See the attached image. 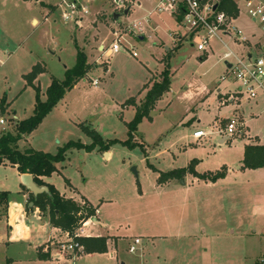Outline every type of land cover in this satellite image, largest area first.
Returning a JSON list of instances; mask_svg holds the SVG:
<instances>
[{
	"label": "rangeland",
	"instance_id": "1",
	"mask_svg": "<svg viewBox=\"0 0 264 264\" xmlns=\"http://www.w3.org/2000/svg\"><path fill=\"white\" fill-rule=\"evenodd\" d=\"M134 1L130 15H123L124 11H117L108 0H93L86 19L63 24V0H0V99L5 97L9 104L7 112L0 113V120L5 122L0 132L14 131L18 122L32 115L35 93L32 89L23 91L22 79L32 66L37 64L45 71L39 80L43 93L49 77L62 80L65 68L74 66L76 50L72 39L91 66L36 129L22 137L21 150L53 155L69 141L88 146L91 139L86 132L91 131L103 141L126 140V124L146 92L141 90L148 81L161 80L165 54L172 55L168 61L171 87L156 104L159 113L144 118L132 135L131 142L140 144L139 148L128 150L115 145L108 151L109 159L104 156L108 152L99 148L91 152L74 149L48 180L66 196L72 194L67 186L70 183L76 195L98 210L92 218L110 225L108 234L127 239L119 245L117 260L111 261L114 255L107 246L105 254H80L78 259L74 254H62L59 263L53 259L57 243L67 238L65 233L59 231L57 239L43 244L49 233L46 220L38 216L36 207L27 210L26 195L15 169L0 165V191L8 193L9 209L8 222L0 220V264H44L36 256V247L41 244L37 250L47 248L45 254L56 264H264V168L242 169L244 146L264 145V100L255 108L251 101L226 102L225 106L234 108L242 105L246 123L241 136L227 137V122H215L217 117L230 118L220 108L224 106L217 98V90L224 94L235 89L229 78L221 81L226 74L222 59L225 48L214 41L206 54L198 53L184 28L170 16L149 14L158 0ZM235 1L240 9L235 27L244 34L257 32L244 13L243 1ZM39 2L51 6L44 8ZM114 14L119 17L114 19ZM134 22L143 27V40L136 31L128 33L127 27ZM172 32L182 38L180 44L174 41ZM222 40L234 50L227 38ZM114 41L123 48L109 55L106 51ZM200 56L205 59L200 60ZM93 79L98 80L95 87ZM204 91L210 95L202 105L198 104L197 119L179 124L189 108L203 98ZM196 131L207 136L195 142L192 134ZM187 163L186 168L192 167L198 175L225 168V178L216 185L185 184L187 175L194 178L186 173L182 179H174L175 184H157V170L172 171ZM73 201L92 209L78 197ZM89 221L78 227L83 235L105 232ZM133 238H139L141 243L130 254L127 243Z\"/></svg>",
	"mask_w": 264,
	"mask_h": 264
},
{
	"label": "trees",
	"instance_id": "2",
	"mask_svg": "<svg viewBox=\"0 0 264 264\" xmlns=\"http://www.w3.org/2000/svg\"><path fill=\"white\" fill-rule=\"evenodd\" d=\"M219 8L228 15L236 14V7L230 0H222ZM76 50L75 64L72 68L64 71L62 80L51 78L50 85L45 91V101L40 99V90L33 85L37 76L45 71L34 65L31 71L22 76L23 81L27 87L34 91V108L32 115L16 124L14 131L0 132V165L8 164L15 168L19 175H29L33 178V182L38 187H46L48 194H42L34 198L29 193V200L27 203V210L36 207L40 214L47 213L48 222L51 227L56 228L64 233L72 234L81 223L86 222L94 216L95 210L90 207L80 206L71 199H65L59 192L52 186L41 181V178H49L57 173V165L66 160L67 153L76 150H85L87 152L99 148L104 152H108L110 148L115 145H120L133 150L139 148L140 144L132 143L131 138L134 132L137 131L138 125L144 118H148L149 114L154 109L155 103L169 91L170 88V73L168 61L172 58L171 53H167L164 57V70L162 71L160 81H152L149 87H144L146 93L143 100L139 105L134 106L135 113L132 120L126 124L127 139L119 141L117 139H109L103 141L95 132H86L91 139L88 146H83L79 143L72 141L67 142L58 149L56 154H48L43 152L34 151L32 149L20 150L18 149V142L23 136L31 134L42 120L51 112V110L61 101L66 92L72 90L89 72L91 66L87 62L85 53L78 48L74 43ZM175 49H179L176 47ZM5 98L0 101V113H4L3 106ZM83 130H85L83 128ZM141 149V148H140ZM264 168V145H246L243 150L242 169L243 170H257ZM157 172V171H155ZM158 173L157 184L161 185L170 180L182 179L188 173L200 181L208 183H216L225 178L226 169L222 168L213 174L198 175L192 167L186 169L174 170L166 173ZM68 184V182H67ZM22 187V186H21ZM23 190H25L22 187ZM8 202V193H0V210H6ZM32 203V208H28V204ZM86 204V203H85ZM80 246L83 247V252L87 255L90 254H105L106 238H78L75 240ZM37 258L41 261L50 259V255L37 250Z\"/></svg>",
	"mask_w": 264,
	"mask_h": 264
},
{
	"label": "built area",
	"instance_id": "3",
	"mask_svg": "<svg viewBox=\"0 0 264 264\" xmlns=\"http://www.w3.org/2000/svg\"><path fill=\"white\" fill-rule=\"evenodd\" d=\"M222 0H159L155 13L167 14L175 20L186 32V37L191 41L192 47L200 54L204 55L211 49L214 41H218L225 48L226 52L222 59L226 67V74L221 78H229L231 85L235 89L226 91L221 95L220 104L225 106L227 102L254 101L260 96H264V4L258 0H242L244 13L259 31V38L252 42L246 35L235 27V22L239 16V7L235 0H230L236 7L235 15H228L219 8ZM93 0H63L61 8V22H81L89 16V5ZM117 11L123 12L135 6L134 0H108ZM216 7V8H214ZM128 33L135 31V26L127 27ZM226 37L232 44L239 47V52L229 50L223 44L222 38ZM179 38L178 41H181ZM102 48V47H101ZM123 47L118 41H114L109 49V55H115ZM132 57H136L132 53ZM226 65H229L227 68ZM92 86L98 85V80L91 81ZM232 105V104H230ZM0 120V125H4ZM227 137L243 134V124L238 117L233 115L227 119L225 126ZM207 136L203 131L193 133V138L199 140ZM98 212L95 210V214ZM91 220V219H89ZM87 220V222H90ZM83 226L85 224L83 223ZM66 240L57 243L58 252L51 257L55 260L63 258L62 254H74L79 257L83 254V247L75 242L78 238H88L81 233L80 228L74 230L72 234L65 233ZM264 238V231L261 234ZM140 239L132 240L127 251L134 254L140 245ZM47 253V248L42 253ZM80 255V256H81ZM76 257V258H77ZM75 259V258H74ZM73 259V260H74ZM263 262V261H262Z\"/></svg>",
	"mask_w": 264,
	"mask_h": 264
},
{
	"label": "crops",
	"instance_id": "4",
	"mask_svg": "<svg viewBox=\"0 0 264 264\" xmlns=\"http://www.w3.org/2000/svg\"><path fill=\"white\" fill-rule=\"evenodd\" d=\"M8 1H11V2H13V3H18L19 2V0H8ZM36 2H38V0H35ZM159 1V0H158ZM158 1L154 4V8H153V10L151 11V12H149V14L150 15H152L153 13H155V7H156V5H157V3H158ZM39 4L40 5H42L44 8L46 7V6H51V4H46V3H44V2H39ZM264 4V3H263ZM134 9V7L131 9V10H133ZM130 13H131V11H129L128 12V14L127 15H130ZM167 15V14H166ZM169 16V15H168ZM172 18V17H171ZM84 19H86V18H84ZM173 19V18H172ZM44 21H46L47 20V15H45L44 16V19H43ZM42 20V21H43ZM173 21H175V20H173ZM35 23H38V21H36ZM130 26V25H129ZM131 26H135V31L138 33V36H139V39L140 40H143L144 39V31H143V27H141V24L139 23V22H134V23H132V25ZM242 31V30H241ZM173 33V32H172ZM246 35V37H248L252 42H256L257 40H258V38H259V31L257 30V32H255V31H252L251 33H247V34H245ZM173 37H174V41L176 42H178L179 44L181 43V41H178V39L179 38H181V37H179L177 34H175V32L173 33ZM224 38H226V37H224ZM72 41H74L73 42V45H74V43H76L75 42V39H72ZM231 44H232V42H231ZM175 46H177L176 45V43L174 44ZM233 45V47H234V50H231L229 47H227L229 50H231V51H233V52H235V53H238L239 52V47H237V46H235L234 44H232ZM174 46V47H175ZM101 49V46L99 47V50ZM168 51H170V50H167V52ZM166 55V54H165ZM203 59H205V57H203V56H200V60H203ZM170 61V60H169ZM170 66V65H169ZM33 67V66H32ZM65 70H66V68H65ZM31 71V70H30ZM107 72V71H106ZM29 73V72H28ZM27 73V74H28ZM43 75H45V72L44 73H42V74H40V75H38L37 76V78H36V80L33 82V85L34 86H36V87H38L39 88V90H40V99H41V101H45V99H46V97H45V92L43 93L42 91H41V89H40V85H39V80H40V78L43 76ZM23 76V75H22ZM51 78L52 77H49V81H48V83H47V86H46V89H47V87L50 85V82H51ZM149 82V81H148ZM146 83L145 85H144V87L145 86H147L149 83ZM23 83H24V89H23V91L24 90H26V89H29V90H31L32 88H30V87H27L26 85H25V82L23 81ZM171 85V84H170ZM76 87V86H75ZM171 87V86H170ZM170 89V88H169ZM143 90H145L144 88L141 90V91H143ZM32 91H33V89H32ZM46 91V90H45ZM140 91V92H141ZM146 93V92H145ZM202 93H204L205 95H203V98H201L202 97ZM200 95H199V97H198V99L199 98H201L195 105H193L191 108H189V110L186 112V114L184 115V117L180 120V122H179V124H184L185 122L184 121H186V120H192V121H195L196 119H197V113H196V110L197 109H199V107H198V104H199V106L200 105H202V103L204 102V101H206V99H207V97L210 95V93L207 95L206 94V91H204V92H202ZM217 93H218V96H217V98L219 99V98H221V95H223V94H220L221 93V90L220 89H218L217 90ZM5 98V97H4ZM1 100V99H0ZM262 100H264V96H260V97H258L256 100H254V101H251V103H252V107H257L259 104H261V101ZM159 101V100H158ZM157 101V102H158ZM201 101V102H200ZM157 102L155 103V105H154V108H155V110H157V106H156V104H157ZM140 104V103H139ZM249 104V103H248ZM241 106L242 105H240V107H237V108H234V107H232V106H224V107H221L220 106V108H224L229 114H230V117L231 116H233V115H235V116H237L238 117V119H239V121L243 124V132H245V122L243 121V118H242V112H243V110H242V108H241ZM6 107H8L6 110H5V108ZM33 108H34V102H33V106H32V111H33ZM219 108V109H220ZM3 109H4V113H6L7 112V110L9 109V104H7V102H6V99H5V104H4V106H3ZM194 109V110H193ZM158 112H151L150 114H149V116L150 117H153V116H155L156 114H158L159 113V110H157ZM13 119H16L15 117L13 118ZM27 119V118H26ZM226 121L227 122V119H223V118H216L215 119V122H221V121ZM189 123H191V121H189L188 122V124ZM250 138L249 136H247L246 135V138ZM192 139L195 141V142H197L194 138H193V134H192ZM222 140V139H221ZM221 140L219 139L218 141H217V144L219 145V143H221ZM249 141V140H248ZM199 142V141H198ZM229 142V141H228ZM228 142H226V143H228ZM226 143H224V144H226ZM21 144H23V142L20 140L19 142H18V145H19V148H20V150H21V147H20V145ZM201 144V143H200ZM145 145V144H144ZM221 145H223V144H221ZM247 145H253V143L251 144V143H249V144H247ZM260 145V144H259ZM246 146V145H245ZM112 149V148H111ZM110 149V150H111ZM22 150H25V148L24 149H22ZM109 150V151H110ZM68 154V153H67ZM104 156L107 158V159H109L110 158V153L108 152V153H104ZM194 160H196V159H194ZM192 161V160H191ZM198 161V160H197ZM199 162V161H198ZM188 164L189 163H187V165L185 166V167H183V168H178V169H174V170H179V169H185L187 166H188ZM1 165H8V164H1ZM9 166V165H8ZM58 166V165H57ZM9 167H11V166H9ZM12 168V167H11ZM15 169V168H14ZM58 170V169H57ZM174 170H172V171H174ZM15 171H16V169H15ZM158 172H159V170H157ZM171 171V170H170ZM170 171H166V172H170ZM161 172V171H160ZM166 172H161V173H166ZM196 172V171H195ZM16 173H17V171H16ZM197 173V172H196ZM18 174V173H17ZM199 174H201V173H199ZM18 176L19 177H21L22 175H19L18 174ZM51 177V176H50ZM50 177L49 178H41V181H43L44 183H46V184H48V185H52V184H50L49 182H48V180L50 179ZM158 177V176H157ZM220 181V180H219ZM219 181H217V182H219ZM187 182H191V183H196V184H198V183H204V184H208V185H216L217 184V182L216 183H214V184H212V183H208V182H203V181H200V180H197L196 178H192L191 176H186L185 178H184V183L186 184ZM170 184H175L174 183V181L173 180H170V181H168L167 182V184H165V186H168V185H170ZM53 186V185H52ZM68 188H71V190H70V192L72 193L71 194V196H66L65 194H62V193H60L54 186V188L59 192V194L62 196V197H64L65 199H71V200H73V198H76L77 199V197H78V199L79 200H81V201H83V203H86L87 205H89V206H91L90 205V203L85 199V198H83V196H79V195H76V193H75V190H73V186L70 184V183H68ZM20 188H21V190L24 192V194L26 195V200H27V203H28V200H29V192H27L26 190H23L22 189V187H21V181H20ZM1 192H5V191H0V193ZM29 205V204H28ZM92 207V206H91ZM29 208V207H28ZM92 209H94V210H96L97 212H98V210L96 209V208H93L92 207ZM37 214H38V216L39 217H41V218H44L45 220H46V223H45V225H46V227L49 229V233H48V237H47V239H46V241L43 243V244H45V243H47V242H49L50 240H53V239H57L59 236H60V233H59V231L60 230H58V229H56V228H53V227H51V225L49 224V222H48V217H43V215L42 214H40V212H39V210H38V212H37ZM97 215V214H96ZM9 218V209H8V202H7V208H6V210L4 211V210H0V220L1 219H5L6 220V222H8V219ZM94 218H92L91 220H93ZM97 219H98V216H97ZM99 220V219H98ZM88 223V222H87ZM99 223H100V225H93V226H96V227H99L101 230H104L105 232L104 233H102V232H98L97 234H95L94 236H90V235H86L88 238L89 237H92V238H100V237H102V238H107V248H108V251H110L111 250V248H112V250H111V253L110 254H112V255H114L113 257H110V259H111V261H115V260H117V258H116V256L118 255V248H119V245H122V244H125V242L127 241V239H124V238H119V237H116V236H113V235H111V234H108V232L110 231V225L107 223V222H103V221H101V220H99ZM89 228H91V227H89ZM89 228H87L86 230H88ZM86 230H85V232H86ZM61 232V231H60ZM134 239H139V238H133L132 240H134ZM132 240H130V242L128 241V243L127 244H131V242H132ZM43 244H41V245H43ZM41 245H38L37 247H36V256H37V248L39 247V246H41ZM109 247H111V248H109ZM115 250V251H114ZM82 255H87V254H82ZM81 255V256H82ZM92 255H95V254H90L89 256L91 257ZM110 256V255H109ZM78 258H80V256L79 257H77L76 259H78ZM61 260H62V258H61ZM41 261V260H40ZM39 261V262H40ZM59 262H61L60 260H58V263ZM73 262H75V261H73ZM123 263V262H122ZM44 264H56V263H54V262H52L51 261V258L49 259V260H47V261H44ZM124 264V263H123Z\"/></svg>",
	"mask_w": 264,
	"mask_h": 264
},
{
	"label": "water",
	"instance_id": "5",
	"mask_svg": "<svg viewBox=\"0 0 264 264\" xmlns=\"http://www.w3.org/2000/svg\"><path fill=\"white\" fill-rule=\"evenodd\" d=\"M214 8H216V7H214ZM128 12H129L128 10H125L123 12V15H127ZM118 17H119L118 14H114L113 15V18L114 19H117ZM226 66H227V68H229V65H226ZM132 173H133L134 177L137 179V172H136L135 169H132ZM20 181H21V186L27 192H29L34 198H36L37 196L42 195V194H48L47 188L46 187H38L37 185H35V183L33 182V178L31 176H29V175H22L20 177ZM32 206H33V204L32 203H29L28 207L29 208H32ZM92 222L95 225H100V223L97 222L95 219H93ZM120 264H123V263H120Z\"/></svg>",
	"mask_w": 264,
	"mask_h": 264
}]
</instances>
